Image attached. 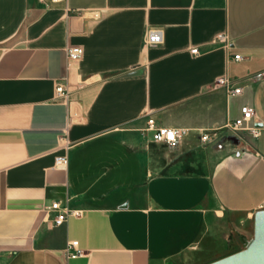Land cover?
I'll return each mask as SVG.
<instances>
[{"label": "crops", "instance_id": "crops-1", "mask_svg": "<svg viewBox=\"0 0 264 264\" xmlns=\"http://www.w3.org/2000/svg\"><path fill=\"white\" fill-rule=\"evenodd\" d=\"M150 25L163 43L145 45ZM221 31L232 47L213 42ZM260 70L264 0H0V264H193L209 221L254 222ZM222 75L243 93L214 87ZM245 103L258 136L227 126ZM149 113L189 133L162 150L141 132ZM54 200L83 213L55 224ZM70 239L85 254L67 257Z\"/></svg>", "mask_w": 264, "mask_h": 264}, {"label": "built area", "instance_id": "built-area-1", "mask_svg": "<svg viewBox=\"0 0 264 264\" xmlns=\"http://www.w3.org/2000/svg\"><path fill=\"white\" fill-rule=\"evenodd\" d=\"M164 28L158 25H150L145 33V45L153 46L164 42ZM213 42L222 44L228 48L232 47L233 41L227 31H221L214 36ZM192 52H199V47L195 46L191 49ZM67 56L70 59L78 60L84 53V47L82 45H68L66 47ZM234 59L243 58L241 53H234ZM256 80L264 79V70L257 71L254 75ZM226 87L227 91L231 95L241 94L244 91L243 85L235 83L228 75L219 76L214 87ZM71 94V89L63 81H58L55 86L56 98L61 100H68ZM255 107L249 103H245L241 106V114L234 120L228 123V127L235 130H246L254 136L261 134V129L254 124L255 119ZM189 127H174L161 124L159 120L149 113L147 115L146 124L141 128L143 135L150 138L154 142L167 143L174 145L180 142L185 135L189 133ZM214 137L213 133L209 130H202L200 138L203 142H208ZM55 162L59 166H66L69 162V155L67 153L57 155ZM264 207V201L262 208ZM47 214L51 217L55 224H61L65 222L69 217L81 215L83 209L74 208L68 204L63 205L60 200H54L47 206ZM65 255L67 257H77L85 254V249L80 246L78 239H70L67 241L64 248Z\"/></svg>", "mask_w": 264, "mask_h": 264}, {"label": "rangeland", "instance_id": "rangeland-1", "mask_svg": "<svg viewBox=\"0 0 264 264\" xmlns=\"http://www.w3.org/2000/svg\"><path fill=\"white\" fill-rule=\"evenodd\" d=\"M236 131L238 132L236 134H240L242 130ZM149 145L153 146L151 143ZM168 148L167 143H162V150ZM234 220H236V225L233 222L227 223L226 219L217 223L209 221L199 244L194 249L192 258L195 262L193 264H204L246 246L254 233L253 219L247 221L240 216Z\"/></svg>", "mask_w": 264, "mask_h": 264}, {"label": "water", "instance_id": "water-1", "mask_svg": "<svg viewBox=\"0 0 264 264\" xmlns=\"http://www.w3.org/2000/svg\"><path fill=\"white\" fill-rule=\"evenodd\" d=\"M204 264H264V207L254 213V234L245 247Z\"/></svg>", "mask_w": 264, "mask_h": 264}]
</instances>
